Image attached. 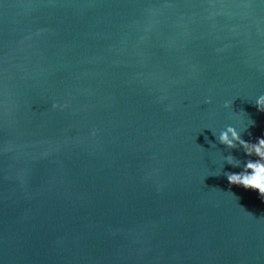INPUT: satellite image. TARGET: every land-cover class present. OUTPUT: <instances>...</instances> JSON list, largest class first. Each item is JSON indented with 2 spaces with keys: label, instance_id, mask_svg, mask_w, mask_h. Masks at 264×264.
<instances>
[{
  "label": "water",
  "instance_id": "obj_1",
  "mask_svg": "<svg viewBox=\"0 0 264 264\" xmlns=\"http://www.w3.org/2000/svg\"><path fill=\"white\" fill-rule=\"evenodd\" d=\"M260 95L264 0H0V264H264Z\"/></svg>",
  "mask_w": 264,
  "mask_h": 264
},
{
  "label": "clouds",
  "instance_id": "obj_2",
  "mask_svg": "<svg viewBox=\"0 0 264 264\" xmlns=\"http://www.w3.org/2000/svg\"><path fill=\"white\" fill-rule=\"evenodd\" d=\"M210 102L208 101V103ZM224 106L229 108L232 105L226 103ZM255 106L258 111L264 112V95H260L256 99ZM53 107H57V105H53ZM218 140L229 149H234L239 145L244 149L247 156H255L257 158L255 160H248L244 165L243 171L239 173H227L226 178L230 185L255 190L264 199V137L258 138L255 143L246 142L235 127L228 126L220 132ZM225 159L233 167H239V163L234 161L233 157L228 156Z\"/></svg>",
  "mask_w": 264,
  "mask_h": 264
}]
</instances>
